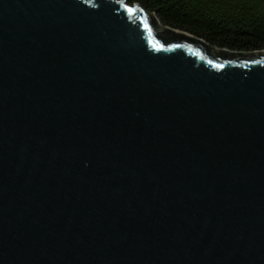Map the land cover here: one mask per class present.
<instances>
[{
    "label": "water",
    "instance_id": "water-1",
    "mask_svg": "<svg viewBox=\"0 0 264 264\" xmlns=\"http://www.w3.org/2000/svg\"><path fill=\"white\" fill-rule=\"evenodd\" d=\"M0 264H264V51L0 0Z\"/></svg>",
    "mask_w": 264,
    "mask_h": 264
},
{
    "label": "trees",
    "instance_id": "trees-1",
    "mask_svg": "<svg viewBox=\"0 0 264 264\" xmlns=\"http://www.w3.org/2000/svg\"><path fill=\"white\" fill-rule=\"evenodd\" d=\"M127 1L154 14L162 26L189 34L210 47L238 53L264 51V0Z\"/></svg>",
    "mask_w": 264,
    "mask_h": 264
}]
</instances>
